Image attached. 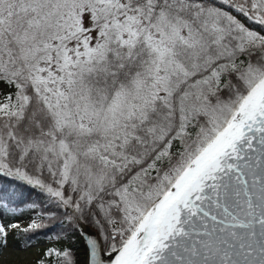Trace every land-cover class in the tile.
Listing matches in <instances>:
<instances>
[{"label": "snow or ice", "instance_id": "obj_1", "mask_svg": "<svg viewBox=\"0 0 264 264\" xmlns=\"http://www.w3.org/2000/svg\"><path fill=\"white\" fill-rule=\"evenodd\" d=\"M0 264H264V0H0Z\"/></svg>", "mask_w": 264, "mask_h": 264}, {"label": "rangeland", "instance_id": "obj_2", "mask_svg": "<svg viewBox=\"0 0 264 264\" xmlns=\"http://www.w3.org/2000/svg\"><path fill=\"white\" fill-rule=\"evenodd\" d=\"M36 249H32L27 255L31 256L35 253Z\"/></svg>", "mask_w": 264, "mask_h": 264}]
</instances>
